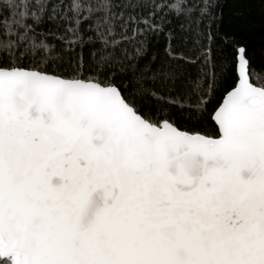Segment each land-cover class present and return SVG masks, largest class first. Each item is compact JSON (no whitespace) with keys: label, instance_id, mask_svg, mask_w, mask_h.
Returning <instances> with one entry per match:
<instances>
[{"label":"snow or ice","instance_id":"obj_1","mask_svg":"<svg viewBox=\"0 0 264 264\" xmlns=\"http://www.w3.org/2000/svg\"><path fill=\"white\" fill-rule=\"evenodd\" d=\"M0 264H264V0H0Z\"/></svg>","mask_w":264,"mask_h":264},{"label":"trees","instance_id":"obj_2","mask_svg":"<svg viewBox=\"0 0 264 264\" xmlns=\"http://www.w3.org/2000/svg\"><path fill=\"white\" fill-rule=\"evenodd\" d=\"M224 2L231 5L234 3V0H224ZM242 11H243L242 9H237L233 12V15H240ZM253 42H254L255 47L257 48V51L259 52V45L261 42V36H260L259 30H257L253 36Z\"/></svg>","mask_w":264,"mask_h":264}]
</instances>
